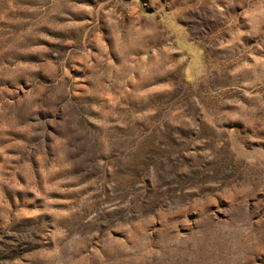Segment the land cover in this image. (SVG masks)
Wrapping results in <instances>:
<instances>
[{
    "label": "rangeland",
    "instance_id": "obj_1",
    "mask_svg": "<svg viewBox=\"0 0 264 264\" xmlns=\"http://www.w3.org/2000/svg\"><path fill=\"white\" fill-rule=\"evenodd\" d=\"M0 264H264V0H0Z\"/></svg>",
    "mask_w": 264,
    "mask_h": 264
}]
</instances>
